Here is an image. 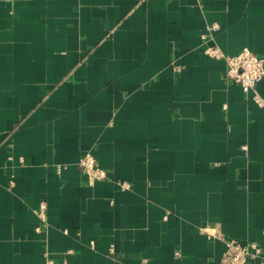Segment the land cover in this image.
I'll return each mask as SVG.
<instances>
[{"label": "crops", "instance_id": "crops-1", "mask_svg": "<svg viewBox=\"0 0 264 264\" xmlns=\"http://www.w3.org/2000/svg\"><path fill=\"white\" fill-rule=\"evenodd\" d=\"M214 24L224 54L264 58V0H0V264L264 247V105L203 53ZM86 153L106 181L87 183Z\"/></svg>", "mask_w": 264, "mask_h": 264}, {"label": "built area", "instance_id": "built-area-1", "mask_svg": "<svg viewBox=\"0 0 264 264\" xmlns=\"http://www.w3.org/2000/svg\"><path fill=\"white\" fill-rule=\"evenodd\" d=\"M218 25L209 26L201 35V39L206 43H213V32L218 29ZM203 53L213 59H222L226 64L225 81L230 86H239L245 94L252 93L253 99L260 106L264 105L262 98L257 93L256 87L264 78V58L259 57L249 48H243L237 55L229 56L215 45H207L203 48ZM174 71L180 73L182 67L175 66ZM81 171L86 177L89 185L97 182L106 181L108 179V171L101 168L95 157L91 153L83 155L79 161ZM62 167H57L60 173ZM118 185L122 190L130 189V183L127 181H118ZM47 206L42 204L38 215L43 226L38 229L42 231L47 227ZM226 248L222 257L223 264H264V247L257 243H242L232 238H220ZM50 252L44 253L45 264H55L50 257ZM179 255V252H177Z\"/></svg>", "mask_w": 264, "mask_h": 264}]
</instances>
